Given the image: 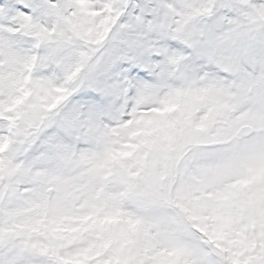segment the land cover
Instances as JSON below:
<instances>
[{"label":"snow or ice","instance_id":"snow-or-ice-1","mask_svg":"<svg viewBox=\"0 0 264 264\" xmlns=\"http://www.w3.org/2000/svg\"><path fill=\"white\" fill-rule=\"evenodd\" d=\"M0 264H264V0H0Z\"/></svg>","mask_w":264,"mask_h":264}]
</instances>
